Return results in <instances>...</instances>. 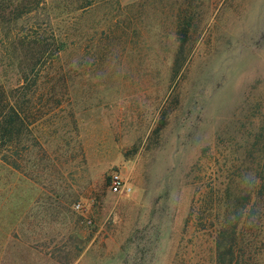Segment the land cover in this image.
Returning <instances> with one entry per match:
<instances>
[{
    "label": "rangeland",
    "instance_id": "374dc122",
    "mask_svg": "<svg viewBox=\"0 0 264 264\" xmlns=\"http://www.w3.org/2000/svg\"><path fill=\"white\" fill-rule=\"evenodd\" d=\"M1 85L30 127L0 159V264H218L212 175L264 168V0H46L0 24ZM254 220L232 264H264Z\"/></svg>",
    "mask_w": 264,
    "mask_h": 264
},
{
    "label": "trees",
    "instance_id": "16d2710c",
    "mask_svg": "<svg viewBox=\"0 0 264 264\" xmlns=\"http://www.w3.org/2000/svg\"><path fill=\"white\" fill-rule=\"evenodd\" d=\"M45 3L46 0H0V24L16 26L22 19L40 10ZM12 39H15L14 46L17 44L16 47L19 48L38 47L41 59L47 52H53V49L49 50L50 45L38 40L33 42L30 35L25 37L24 34L15 31ZM52 47L55 51L56 46ZM56 53H60L59 48ZM18 91L19 88L0 86V159L12 168L17 166V145L20 137L24 131H29L30 127L17 108ZM261 143L264 144V138L256 140L254 145ZM258 159H264V154H259ZM235 172L230 171L227 174L226 171L222 179L214 172L210 184L214 209L219 210L222 207L226 214L229 213L228 218L225 217L219 223L220 232L215 239L218 264H226V260L229 261L228 264L234 262L237 251L240 250L238 248L241 247L240 229L242 233L252 224V218L254 220L257 217L260 220V216L264 214V168L241 169L238 178V173ZM236 178L240 181L237 182ZM225 199L228 201L223 202ZM230 216L235 219L240 217L241 221L231 220Z\"/></svg>",
    "mask_w": 264,
    "mask_h": 264
},
{
    "label": "built area",
    "instance_id": "2783aa9c",
    "mask_svg": "<svg viewBox=\"0 0 264 264\" xmlns=\"http://www.w3.org/2000/svg\"><path fill=\"white\" fill-rule=\"evenodd\" d=\"M111 190L113 193L122 194L129 192L130 189L128 188L126 182L120 175H115L113 177Z\"/></svg>",
    "mask_w": 264,
    "mask_h": 264
}]
</instances>
